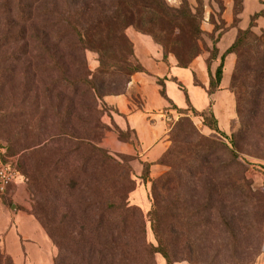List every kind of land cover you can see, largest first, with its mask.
Listing matches in <instances>:
<instances>
[{
	"label": "rangeland",
	"instance_id": "374dc122",
	"mask_svg": "<svg viewBox=\"0 0 264 264\" xmlns=\"http://www.w3.org/2000/svg\"><path fill=\"white\" fill-rule=\"evenodd\" d=\"M138 1L133 11L128 4L110 0H0V149L8 150L19 166L22 154L13 145V135L25 127L28 137L34 136L50 103H61L62 112L69 111L65 124L76 130L84 109H95L83 90L74 93L51 85L59 79L49 56L55 53L70 77L82 75L87 84L97 86L98 112L95 109L89 116L94 127L99 126L93 142L119 162L110 168L114 174L132 179L131 184L117 187L139 209L130 220L126 263L165 264L160 253L146 259V249L157 244L148 218L153 182L165 175L167 181L156 187L158 213L174 264L264 263V56L250 57L246 72L251 87L246 88L248 82L242 78L235 86L232 81L237 55L226 57L222 89L233 93L236 126L231 132L221 129L227 135L223 136L205 124L211 121L213 106L206 92L209 72H215L238 31L261 13L264 0ZM69 11L78 13L71 12L72 22L78 17L85 27V48L75 52L72 47L83 45L69 31L72 28L61 24H67ZM253 23L247 44L254 46L264 39V14ZM58 31L64 36L62 42L55 37ZM133 31L155 42L166 58L187 65L189 80L182 83L193 88L192 103L169 122L165 148L151 162L102 145L114 130L106 97L126 92L131 69L139 63L134 42L143 43L132 37ZM214 46L218 56L209 68ZM48 121L47 116L41 124L44 131ZM130 136V132L120 133L121 139ZM80 155L77 151L70 156L74 167L81 164ZM28 184L22 172L16 183L0 193V255L11 264H52L58 248L33 214L34 196ZM47 202L57 206L55 217L68 211L62 199ZM67 217L64 220L71 222ZM116 253L105 251L107 263L115 262L114 256L117 260Z\"/></svg>",
	"mask_w": 264,
	"mask_h": 264
},
{
	"label": "trees",
	"instance_id": "16d2710c",
	"mask_svg": "<svg viewBox=\"0 0 264 264\" xmlns=\"http://www.w3.org/2000/svg\"><path fill=\"white\" fill-rule=\"evenodd\" d=\"M110 1L128 4L133 11L135 4L139 3L138 0ZM150 4H155V1ZM71 12L78 15L77 12H67L65 16L67 24H61L66 28H72L69 31L76 33L78 41L83 45L72 47L71 51L75 52V50H81L84 47L85 38L82 30L85 27L79 22L78 17L74 23L72 22ZM261 14H264V8L261 13L254 14L246 29L238 31L233 43L222 53L220 63L216 67L215 72H209L206 90L209 96L222 89L225 59L232 53L237 55V62L232 75L234 86L242 78L244 83L248 82L244 84L243 88L245 86L251 87L250 80H248L250 73L246 72V70L249 68L250 57L264 56V39H258V44L254 46L247 44V41L253 36L254 19ZM55 37L59 42L64 40V36L60 31L57 32ZM49 56L59 70L58 81H52L51 85L57 84L58 87L73 89L74 93L77 90H83L84 96L90 97V103L96 109V102L101 94H99L95 83L90 82V85L87 84V79H84L82 75L70 77L67 69L61 65L59 57L55 53H49ZM217 56L218 49L214 46L208 61L209 68L210 61L216 60ZM254 61L258 62V60ZM178 65L187 67L184 64L178 63ZM131 70V74L137 71H145L140 63ZM173 80L185 91L181 82L176 80V78ZM159 83L162 86L161 93L165 95L163 79H159ZM210 108L211 106L209 105ZM95 109L88 107L84 109V115L79 117L80 125L76 130L71 125L67 126L65 124V121L71 117L69 111L62 112L61 103H50V107L45 109L44 116L37 123L34 136L31 134L32 136L29 138L25 127H22L19 135L15 134L12 138L17 152L22 154L19 166L16 163L17 168L19 172L22 170L27 177L28 185L34 196L33 214L38 218L46 233L58 248V253L52 264H127L124 254L130 249L131 245L128 246L126 238L129 229H131L130 220L135 213H139V209L130 205L125 195L120 193L121 190L117 188L121 184H131L132 179L128 176L120 177L114 174L110 168L113 165H120L119 162L104 148L93 142L92 138L99 130V126L94 127L95 125L89 116L96 113V111L98 112ZM48 110H50L49 115L46 114ZM178 112L182 113L184 111L179 109ZM209 113L211 121H207L205 124L210 129L227 136L221 130L212 108ZM47 116L49 119L48 130L44 131L41 124H43V120ZM44 134H46L45 138ZM234 137H236V134H233L231 140L233 142ZM69 145L71 147L65 150L64 147ZM229 150L231 154H235L234 150ZM77 151L81 154L79 157L81 164L79 167H74L70 156ZM6 156H11L8 150ZM147 170L148 167L146 165L145 173ZM166 177L167 175L161 176L153 182L152 204L148 212V218L157 244L146 249V259L151 260L154 253H160L165 259V264H174L169 241L164 234L159 219L160 203L156 192L157 184L166 182ZM48 198L53 200L62 199V202L66 203L65 206L68 207V211L64 210L62 215L55 217V212L57 215L59 210L55 204L49 205L47 202ZM67 216L71 217V222L69 223L64 220L68 218ZM141 217L140 215V220ZM141 229L143 230V223L141 224ZM126 232L127 235H124ZM107 250L117 252L115 254L117 255V260L114 256L115 262L112 263L111 261L114 260L110 259L107 263L105 258V251ZM132 251L130 250V252ZM2 261L11 264L8 258L0 255V264L3 263Z\"/></svg>",
	"mask_w": 264,
	"mask_h": 264
},
{
	"label": "crops",
	"instance_id": "0c3cea01",
	"mask_svg": "<svg viewBox=\"0 0 264 264\" xmlns=\"http://www.w3.org/2000/svg\"><path fill=\"white\" fill-rule=\"evenodd\" d=\"M133 32L132 37L143 43L138 46L134 42V49L136 58L145 71H137L131 75L125 93L106 97L112 108L110 121L114 130L107 133L102 145L115 153L151 162L165 148L164 139L169 133V122L178 115L179 109H185L186 105L192 103L193 88L185 87L182 83H188L187 68L180 67L175 59L166 58L151 39L144 38L137 31ZM174 78L183 84L185 91ZM159 79H163L165 95L161 93ZM211 96L212 111L220 128L231 132L236 126L233 93L227 89H219ZM221 118H225L224 122ZM222 122H226V126ZM121 132H130L129 140L121 139Z\"/></svg>",
	"mask_w": 264,
	"mask_h": 264
},
{
	"label": "built area",
	"instance_id": "2783aa9c",
	"mask_svg": "<svg viewBox=\"0 0 264 264\" xmlns=\"http://www.w3.org/2000/svg\"><path fill=\"white\" fill-rule=\"evenodd\" d=\"M21 177L16 162L6 156L4 148L0 149V193H4L9 186Z\"/></svg>",
	"mask_w": 264,
	"mask_h": 264
},
{
	"label": "water",
	"instance_id": "95a60500",
	"mask_svg": "<svg viewBox=\"0 0 264 264\" xmlns=\"http://www.w3.org/2000/svg\"><path fill=\"white\" fill-rule=\"evenodd\" d=\"M14 208V207H13Z\"/></svg>",
	"mask_w": 264,
	"mask_h": 264
}]
</instances>
